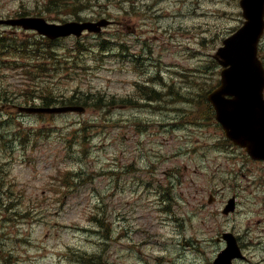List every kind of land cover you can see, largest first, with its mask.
<instances>
[{"label": "rangeland", "instance_id": "374dc122", "mask_svg": "<svg viewBox=\"0 0 264 264\" xmlns=\"http://www.w3.org/2000/svg\"><path fill=\"white\" fill-rule=\"evenodd\" d=\"M52 1L59 0H0V16H14L27 8L29 13H39L55 21L104 17L113 20L114 24L103 28L99 34L64 38L56 43L55 50L62 54V49L73 47L75 42L76 45L94 47L97 40L104 38L119 41L123 46L114 45L112 50L102 53L98 50L91 56L87 52L76 56L80 57L82 67L59 59L54 65L41 63L38 73L30 72L29 68L38 65L40 58L25 66L0 68V91L14 89L20 97L18 105L43 102V96H51L52 102L60 101L61 96L56 93L67 95L75 88L108 95L118 102L108 111L91 107L82 114L28 115L12 111L15 117L11 131L20 129L21 137L17 145L13 141L0 143L4 155L10 153V159L5 163V158L0 155V246L16 247L14 260L35 257L38 264L47 261L66 264L58 259V254L62 252L63 241L74 238L82 241L80 247L83 250L95 249L90 242V233L79 232L77 227L90 229V209H93L94 199L109 197L107 187L111 182L113 158L120 160V169L125 171L124 174L119 171L116 177L120 178L123 188L119 197L133 201L137 193L135 181L146 176L138 168L143 166L141 156L147 151L156 150L159 156L171 161L178 159L181 163H186V157L191 165L197 163L198 155L211 157L216 154L207 143L191 150L192 143L179 142L182 129L173 130L174 125L158 124L162 121L160 116L169 117L172 109H181L171 107L172 102L164 103L162 108L152 105L142 109L119 102L127 96H136L132 82L140 78L133 70L140 72V64L130 60L133 53L139 55L142 67L145 65L148 70L158 71L162 83L166 81L180 87L196 79L202 80L197 75L204 74L207 89L208 81L217 74L210 55L218 46L222 33H229L241 23L238 0H131L127 4L118 0H70L64 5ZM2 30L8 29L0 28V32ZM140 33H144L149 42H144ZM178 73H182L181 79ZM41 83L48 86L45 93L38 89ZM202 87L196 84L186 96ZM199 102L197 97L195 104ZM182 103L179 105L183 109L191 107L187 102ZM8 105L9 110L11 106ZM4 106L0 104V111ZM201 107L196 109L200 117L193 116V120L209 118L207 106ZM143 120L147 121L144 123ZM80 125L85 132L79 129ZM224 159L222 168H225ZM168 165L163 162L161 169L165 170ZM72 169L78 172V178L67 187L61 175ZM161 174V171L155 173L158 179H163ZM193 177L196 181L205 180L200 174ZM61 198H67L72 204L68 214L58 215L54 211L60 206L52 200ZM79 203L81 205H76ZM11 207L14 212L8 211ZM114 207L112 202L103 200L98 205L99 212H103V225L112 224L110 210ZM243 219L239 212L229 223L236 227ZM109 255L112 257L113 253ZM7 258L11 259L9 254Z\"/></svg>", "mask_w": 264, "mask_h": 264}, {"label": "flooded vegetation", "instance_id": "af4514ba", "mask_svg": "<svg viewBox=\"0 0 264 264\" xmlns=\"http://www.w3.org/2000/svg\"><path fill=\"white\" fill-rule=\"evenodd\" d=\"M153 99L137 104L159 107L156 104L155 95ZM230 149L240 152V155H238L240 160L231 164L228 175L216 191L217 196L212 192L214 189L212 186L201 187L197 182L190 179L191 181H182L178 188L177 198L173 202L168 198L165 200L157 198L155 200L158 202V208H160L162 215L167 218V215L172 213L174 216L171 221L174 226L165 230L169 239L159 243L158 248L163 250L156 257L160 262L159 264H197L196 261L190 259L189 255L195 252L198 253V256H201L202 253L210 250L212 241L210 238L212 236L214 237V249H219L224 244L219 235L226 231H233L238 246L243 253L256 256L255 261L251 264H264V161L251 159L239 147L230 146ZM253 190H256V192H253ZM254 193L255 197L253 196ZM205 195H207L208 203H215L219 199L223 205L229 198L234 196L236 200L234 214L242 211L244 217L242 223L236 228H228L226 225L221 226L222 229L220 230L202 226L195 228L193 225L195 212L206 209L204 204ZM252 199L257 201L255 207L248 205V202ZM167 205H170L171 208L163 210V207ZM251 222H255L256 225L251 224ZM122 234L125 236L129 248L135 249L133 252H129L131 256L124 261V264H141L139 260H145L146 256L139 255V247L136 245L139 241L134 238L139 234H145V230H135L129 225L128 227L125 226ZM195 234H197L196 238H194ZM145 240L147 241V239ZM132 244H135V246ZM131 259L133 262H131ZM245 262L240 261L239 264H245ZM205 264H211L209 257Z\"/></svg>", "mask_w": 264, "mask_h": 264}, {"label": "water", "instance_id": "95a60500", "mask_svg": "<svg viewBox=\"0 0 264 264\" xmlns=\"http://www.w3.org/2000/svg\"><path fill=\"white\" fill-rule=\"evenodd\" d=\"M240 3L246 20L234 34L223 40L224 46H219L213 55L223 68L219 74V85L209 92L207 99L212 103L216 119L222 125L225 135L233 143L244 146L251 156L264 158V108L255 105L264 85L263 69L256 57V44L264 27V0H241ZM1 22L38 28L51 36L71 32L79 34L85 27L94 30L102 23L71 22L54 26L47 25L38 18L0 20ZM239 256L241 254L235 239L228 235L226 247L218 253L213 264H232V258Z\"/></svg>", "mask_w": 264, "mask_h": 264}, {"label": "trees", "instance_id": "16d2710c", "mask_svg": "<svg viewBox=\"0 0 264 264\" xmlns=\"http://www.w3.org/2000/svg\"><path fill=\"white\" fill-rule=\"evenodd\" d=\"M16 38L14 36H8V37H5V36H0V48L3 49V52H11V51H20L23 48V44L21 43H18L16 42L15 40ZM9 40V41H8ZM5 93V90L3 91ZM6 93H15V91H13L12 89H8L6 90ZM5 93V94H6ZM83 95V94H81ZM2 97V95L0 94V98ZM72 99H73V95H72ZM75 100H82L83 102H87L89 104H96V102L98 103H101V104H108V101H104V100H101V97L100 99H97L96 98V101L93 102V101H90L89 100V96L88 95H85L84 97H74ZM44 100H47L46 103H48L49 101H53L52 97L49 96V97H46ZM4 123H6L8 129L10 128V124L12 123V119L11 118H8L7 120L5 119L3 121V123L0 121V128H3L4 127ZM83 129V126L81 127V130ZM6 137L7 139H12V135L10 133H6ZM0 138H4V133H2L0 131ZM14 138V137H13Z\"/></svg>", "mask_w": 264, "mask_h": 264}, {"label": "bare ground", "instance_id": "6f19581e", "mask_svg": "<svg viewBox=\"0 0 264 264\" xmlns=\"http://www.w3.org/2000/svg\"><path fill=\"white\" fill-rule=\"evenodd\" d=\"M139 92H140V96H139V98L136 100V102L133 104V105H130V106H132V107H140L141 109L143 108V107H147V106H143V105H139V104H137L138 102L139 103H142V102H148V101H152V100H154L153 98H154V94H152L151 93V87L150 86H148L147 88H146V90L144 89V88H141L140 90H139ZM44 99L46 98V96H44L43 97ZM171 110V109H170ZM181 113V109H172L171 110V114L169 115V117H171V116H177V115H179ZM167 218H168V220H170V221H172L173 219H174V216H173V214L172 213H169L168 215H167Z\"/></svg>", "mask_w": 264, "mask_h": 264}]
</instances>
